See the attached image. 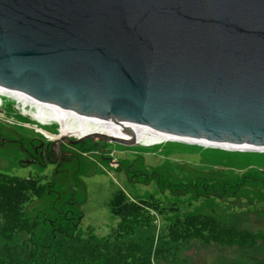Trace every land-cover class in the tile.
<instances>
[{
	"label": "water",
	"instance_id": "1",
	"mask_svg": "<svg viewBox=\"0 0 264 264\" xmlns=\"http://www.w3.org/2000/svg\"><path fill=\"white\" fill-rule=\"evenodd\" d=\"M0 89L264 151V0H0Z\"/></svg>",
	"mask_w": 264,
	"mask_h": 264
},
{
	"label": "rangeland",
	"instance_id": "2",
	"mask_svg": "<svg viewBox=\"0 0 264 264\" xmlns=\"http://www.w3.org/2000/svg\"><path fill=\"white\" fill-rule=\"evenodd\" d=\"M1 99L0 139L17 137V130L25 133L26 129L34 132H28L29 135L41 139H74L70 141L71 170L67 171L58 170L54 165L45 169L21 168L17 161L19 155L9 154L12 146L0 145V171L38 177L46 189L25 209L26 216L37 220L39 227L48 225L51 217L62 215L73 221L76 232L82 236L89 233L105 236L119 220L111 213L109 202L113 193L122 189L128 197L157 205L156 220L148 226L155 233H165L167 219L192 212L211 213L225 221H237L242 227L264 230V201L259 200H264V151L226 150L173 140L145 145L103 140L97 136L81 140L75 136L53 138L50 136L59 129L57 123L44 125L22 111L32 102L19 103L20 111L13 98ZM39 123L50 136L38 131L34 125L40 126ZM116 161L123 167H117ZM67 166L70 165H61ZM209 181L218 184L219 194L207 191L204 200L195 194L193 186H189V191L182 186ZM169 183L175 185L172 192L166 187ZM163 244L173 250L165 260L156 258L158 264H264V244L260 242L252 248L199 241Z\"/></svg>",
	"mask_w": 264,
	"mask_h": 264
},
{
	"label": "trees",
	"instance_id": "3",
	"mask_svg": "<svg viewBox=\"0 0 264 264\" xmlns=\"http://www.w3.org/2000/svg\"><path fill=\"white\" fill-rule=\"evenodd\" d=\"M39 181L31 175L0 171V264H158L156 258L165 260L173 250L163 242L199 241L252 248L264 238V233L242 227L237 221L200 212L167 219L165 233H155L148 226L156 220L157 205L127 198L122 189L115 191L109 202L111 213L119 220L105 236H82L73 221L62 215L39 227L37 220L25 214L26 205L46 191ZM169 184L166 187L172 192L175 185ZM182 186L188 191L191 187Z\"/></svg>",
	"mask_w": 264,
	"mask_h": 264
},
{
	"label": "bare ground",
	"instance_id": "4",
	"mask_svg": "<svg viewBox=\"0 0 264 264\" xmlns=\"http://www.w3.org/2000/svg\"><path fill=\"white\" fill-rule=\"evenodd\" d=\"M2 97H11L18 102L16 108L18 109L19 103L26 104L32 102L31 106H28V109H21L22 111L28 113L30 116L34 118V120L43 123L44 125L49 124V122H55L59 125V129L57 131L58 137L60 136H75V137H83L91 134H105L108 136H116L120 138H133L136 143H145V144H153L160 143L163 141H177L176 137L173 135H169L167 133H160L153 130L143 129L132 125L131 123L125 122L123 124H111L108 121L102 119H96L89 116H83L76 114L73 111L61 109L55 107L49 103L39 102L38 100H34L29 96L25 95V93L14 91V90H5L0 89V102L2 101ZM1 106L3 103L1 102ZM20 110V109H18ZM27 110L29 112H27ZM21 111V110H20ZM36 121V122H37ZM34 125V124H33ZM36 128L38 125H34ZM45 136L49 133L43 129L42 127L37 128ZM50 136V135H49ZM55 135H51L50 137L54 138ZM186 143H195L198 146L202 147H220V148H252L249 145H231L228 143L219 144L214 142L205 141L203 139H189L185 140ZM213 144H218V146H213ZM233 146H241V147H233ZM261 151V150H260Z\"/></svg>",
	"mask_w": 264,
	"mask_h": 264
},
{
	"label": "flooded vegetation",
	"instance_id": "5",
	"mask_svg": "<svg viewBox=\"0 0 264 264\" xmlns=\"http://www.w3.org/2000/svg\"><path fill=\"white\" fill-rule=\"evenodd\" d=\"M24 131L25 133L24 132L22 133V131L17 130L15 134V135H18L17 137L2 138L4 139V141L0 139V145L12 146V149L9 152V154L12 157L19 155V157L17 158V161L20 166L32 167V168L37 167V168L45 169L49 165H54L57 167L58 170L59 169L64 170V171L71 170V162H72L73 157H71L70 152H73V150L71 149L72 143L70 141H73L74 139L70 141L68 140L60 141L56 139L47 140V139H41L39 136H36L34 134L29 135V133H34V132L28 129ZM57 135L58 133H56L54 137H58ZM95 143L99 144V141L95 140ZM116 163H117L116 164L117 167H123L120 161H116ZM64 164H69L70 166L61 167V165H64ZM109 165H111V163H109ZM184 185L193 186V187L196 186L194 187V189H196L195 194L201 195V198L203 200L205 199L204 193H206L207 191L211 192L212 195L219 194L217 189H213V191H210L209 189L210 187L218 186V184H215L210 181L204 182V183L196 182V184L190 182ZM201 188H202V191L199 192ZM127 198H131V197L127 196ZM259 200L261 202L264 201L263 198ZM200 213H203V212H200ZM263 213L264 212H262V214ZM259 231L260 233H264V230H259ZM261 240H264V238L258 240V242H260L261 244H264V242Z\"/></svg>",
	"mask_w": 264,
	"mask_h": 264
},
{
	"label": "clouds",
	"instance_id": "6",
	"mask_svg": "<svg viewBox=\"0 0 264 264\" xmlns=\"http://www.w3.org/2000/svg\"><path fill=\"white\" fill-rule=\"evenodd\" d=\"M1 107H3V106H1ZM40 124V123H39ZM46 125H50V124H46ZM42 126V124H40V126L38 125L37 126V128H39V127H41ZM181 142V141H180ZM195 144V143H194ZM197 145V144H196ZM212 147V146H211ZM216 148H218V147H216ZM224 149V148H223ZM227 150V149H226ZM231 150H238V151H240V149H231ZM244 150V149H243ZM244 151H247V150H244Z\"/></svg>",
	"mask_w": 264,
	"mask_h": 264
},
{
	"label": "built area",
	"instance_id": "7",
	"mask_svg": "<svg viewBox=\"0 0 264 264\" xmlns=\"http://www.w3.org/2000/svg\"><path fill=\"white\" fill-rule=\"evenodd\" d=\"M0 108H1V102H0Z\"/></svg>",
	"mask_w": 264,
	"mask_h": 264
}]
</instances>
